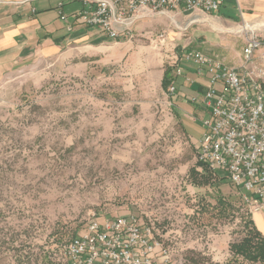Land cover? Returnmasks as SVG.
Here are the masks:
<instances>
[{"label":"rangeland","instance_id":"obj_1","mask_svg":"<svg viewBox=\"0 0 264 264\" xmlns=\"http://www.w3.org/2000/svg\"><path fill=\"white\" fill-rule=\"evenodd\" d=\"M177 17L143 19L118 41L69 47L0 82V264H67L90 220L116 216L153 225L165 264H264L232 248L253 231L242 195L214 177L194 185L190 133L200 139L203 126L183 123L163 86L183 44L233 67L248 33L264 43V25L232 28L218 39L235 47L204 51Z\"/></svg>","mask_w":264,"mask_h":264},{"label":"built area","instance_id":"obj_2","mask_svg":"<svg viewBox=\"0 0 264 264\" xmlns=\"http://www.w3.org/2000/svg\"><path fill=\"white\" fill-rule=\"evenodd\" d=\"M78 1L82 3L77 12L79 21L114 40L131 35L139 21L157 14H172L174 18L186 14L194 19L219 11L225 2ZM59 13L67 20L63 10ZM263 44L255 32L246 35L241 67L228 66L201 51L183 52L176 57L178 62L193 63L199 76H208L203 96L188 99L206 112L202 119L203 135L196 142L200 169L215 174L226 172L250 213L264 207V52L259 53ZM183 74L180 65L177 75ZM168 91L169 96H175L176 85L172 83ZM161 250L153 225L141 223L135 216H116L90 220L85 232L69 242L65 254L67 264H165L168 257L162 256Z\"/></svg>","mask_w":264,"mask_h":264},{"label":"crops","instance_id":"obj_3","mask_svg":"<svg viewBox=\"0 0 264 264\" xmlns=\"http://www.w3.org/2000/svg\"><path fill=\"white\" fill-rule=\"evenodd\" d=\"M81 8L82 3L78 0H0V82L6 80L18 68L35 60L58 56L72 46L104 43L111 39L98 28L89 27L79 21L77 12ZM60 10H63L67 20L61 18ZM180 17L187 18L183 22L185 25L192 19L186 14L179 15L177 18ZM174 23L179 28L184 26V24L180 25L178 20ZM193 23L209 27V29H202V27L193 29L188 26L193 31H188L187 28L189 36L196 39L200 37L204 51L210 46L232 49L235 46L226 44L223 37L218 39V35L240 27L242 24L251 25L253 28L264 25V0H225L219 11L203 14L200 21L190 24ZM173 34L176 33L173 32ZM174 38L180 37L175 35ZM187 46L186 43L182 45L184 52L190 51ZM262 51L264 52V48L260 49L259 53ZM208 54L212 55V53ZM235 56L236 65L233 67H241L243 48ZM226 57L219 54L213 56L230 66ZM177 65L183 66L184 74L178 76L176 70L173 72V83L177 88L176 95L172 97L175 110L182 117L183 123L184 120H190L193 123L202 124V119L206 116L205 109L201 105L191 103L188 99L190 96H203L208 76H199L195 65L191 62H180ZM183 127L186 129L185 126ZM190 135L196 142L199 140L193 134L190 133ZM198 169L201 170L199 164ZM217 175L215 178L222 179L223 186L227 190L233 189L240 194L227 176H221L219 173ZM248 222L264 239V207L250 213Z\"/></svg>","mask_w":264,"mask_h":264},{"label":"trees","instance_id":"obj_4","mask_svg":"<svg viewBox=\"0 0 264 264\" xmlns=\"http://www.w3.org/2000/svg\"><path fill=\"white\" fill-rule=\"evenodd\" d=\"M173 69L166 70L163 86L164 88H169V86L173 83ZM191 175L193 178L194 185H207L210 183V180L215 178L217 174L207 170H199L198 168H194L191 171ZM218 176V175H217ZM198 177L202 178L201 182H198ZM249 223V222H248ZM253 231L250 232L247 237L241 243L235 244L232 248L236 255H243L249 260L252 261H264V239L261 237L258 231L252 228ZM225 264H239L236 261L225 263Z\"/></svg>","mask_w":264,"mask_h":264},{"label":"bare ground","instance_id":"obj_5","mask_svg":"<svg viewBox=\"0 0 264 264\" xmlns=\"http://www.w3.org/2000/svg\"><path fill=\"white\" fill-rule=\"evenodd\" d=\"M199 20V18H196L194 21H198Z\"/></svg>","mask_w":264,"mask_h":264}]
</instances>
